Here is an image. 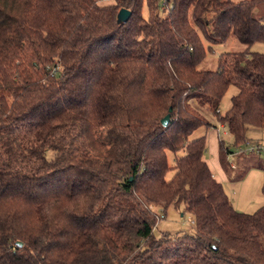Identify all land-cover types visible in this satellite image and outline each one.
Masks as SVG:
<instances>
[{"label":"trees","instance_id":"trees-1","mask_svg":"<svg viewBox=\"0 0 264 264\" xmlns=\"http://www.w3.org/2000/svg\"><path fill=\"white\" fill-rule=\"evenodd\" d=\"M263 4L0 0V264H264V204L237 210L190 140L264 130ZM231 39L246 49L199 68ZM181 206L194 233L155 236L154 208Z\"/></svg>","mask_w":264,"mask_h":264},{"label":"rangeland","instance_id":"rangeland-1","mask_svg":"<svg viewBox=\"0 0 264 264\" xmlns=\"http://www.w3.org/2000/svg\"><path fill=\"white\" fill-rule=\"evenodd\" d=\"M102 5H112L116 4L117 0H97ZM233 1H241V0H233ZM162 4L165 3V0H160ZM144 17H149L148 7H144L143 11ZM161 15H164L163 9L161 10ZM255 16L257 18H261L264 16V4L259 6L255 10ZM246 47L239 43L238 41L231 39L225 44H221L215 46L214 52L209 54L206 60H204L199 68L203 70H215L217 68V61L220 54L230 51H244ZM252 51L262 52L264 53V44H256L252 49ZM237 93V89L235 87H231L227 94L224 96L221 106L220 112L224 115L231 106V98L233 95ZM208 117L210 121H214L212 116L205 109L202 110ZM218 128L220 125L218 124ZM217 128V129H218ZM216 129V130H217ZM211 132V129H207L204 126L198 128L191 136L190 140H194L203 136H206ZM218 139V138H217ZM225 145L229 147L233 151V156H230L228 159H225L222 162V169L227 176V180L223 182L224 190L228 197L231 199L234 207L241 212H253L258 206H260L259 202L264 198L262 194V188H258L256 190V177L260 178V174H262L261 170L258 168L259 164H264V152L261 154L256 153H248V150L251 148H256L258 146L264 148V130L251 128L246 136V142L242 146V149L236 148L234 145L233 139L230 135L225 136L224 138ZM219 151V148L217 149ZM242 150V151H240ZM245 152V153H244ZM183 153H178V156ZM176 156L172 153L169 154V162L171 165L175 164ZM205 158L207 160H212V165L215 166L214 160L220 161V152L219 159L216 157L214 153L210 151H206ZM232 165L236 167L233 168ZM173 172H170L169 177H171ZM252 174L253 181L243 182L246 176H250ZM246 194V200H243L242 197ZM238 198L241 202L246 201L244 205L246 209H238L236 206V202H238ZM260 199V200H259ZM154 212L156 215L161 218L158 220L155 228L154 234L159 237L162 234H169L175 236L180 233H194V224H193V216L189 212L185 211L184 207L181 206L179 208L170 207L166 214L163 212L162 208L156 207L154 208Z\"/></svg>","mask_w":264,"mask_h":264},{"label":"crops","instance_id":"crops-1","mask_svg":"<svg viewBox=\"0 0 264 264\" xmlns=\"http://www.w3.org/2000/svg\"><path fill=\"white\" fill-rule=\"evenodd\" d=\"M217 138H218L217 130L215 128H212L211 132L207 135V149H208V151L211 150V152L214 153L216 155V157L219 159V151L217 150L219 148V140ZM212 160H213L212 158H211V160L206 159V161L209 165V168L212 171L214 178L218 182L224 184L223 182H225L227 180V176L225 175V172L223 171V169L221 167L222 164L219 163L218 160H214L215 166H213ZM250 178H251V181L254 180V179H252V174H251L250 176L249 175L246 176V178L244 179L243 182H245V183L249 182ZM256 178H257L256 179V190H257L258 188H262L263 173L260 174L259 179H258V177H256ZM243 194H244V196L242 197V199L246 200V194L245 193H243ZM241 200L238 198V202H236L237 208L238 209H246V208H243V207H245L244 205L246 204V201L241 202ZM259 203H260L259 204L260 206H258L256 209H258L259 207H261L264 204V198L261 199ZM245 213H252V212H245ZM193 224H194V221H193Z\"/></svg>","mask_w":264,"mask_h":264},{"label":"water","instance_id":"water-1","mask_svg":"<svg viewBox=\"0 0 264 264\" xmlns=\"http://www.w3.org/2000/svg\"><path fill=\"white\" fill-rule=\"evenodd\" d=\"M131 17V12L127 9H121L118 13V16H117V21L118 23H126L128 22V20L130 19ZM170 123V114H168L163 120H162V124L163 126H168V124ZM19 245H21L19 243Z\"/></svg>","mask_w":264,"mask_h":264},{"label":"built area","instance_id":"built-area-1","mask_svg":"<svg viewBox=\"0 0 264 264\" xmlns=\"http://www.w3.org/2000/svg\"><path fill=\"white\" fill-rule=\"evenodd\" d=\"M217 134H218V137H224V136L228 135V129H227L225 124H220V127L217 129ZM240 149H242V148H240ZM240 151H242V150H240ZM261 152H264V148H262L260 146H258L256 148H251L248 150V153L261 154ZM232 167L235 168V165H232ZM160 218L161 217H159L158 220Z\"/></svg>","mask_w":264,"mask_h":264}]
</instances>
